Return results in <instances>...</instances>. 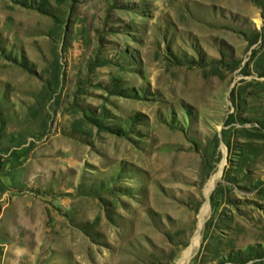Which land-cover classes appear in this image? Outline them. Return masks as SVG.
I'll return each mask as SVG.
<instances>
[{"label": "rangeland", "instance_id": "rangeland-1", "mask_svg": "<svg viewBox=\"0 0 264 264\" xmlns=\"http://www.w3.org/2000/svg\"><path fill=\"white\" fill-rule=\"evenodd\" d=\"M0 171L29 264H264V0H0Z\"/></svg>", "mask_w": 264, "mask_h": 264}, {"label": "crops", "instance_id": "crops-1", "mask_svg": "<svg viewBox=\"0 0 264 264\" xmlns=\"http://www.w3.org/2000/svg\"><path fill=\"white\" fill-rule=\"evenodd\" d=\"M9 184L0 171V264H29L37 239L33 234L24 235L22 229L24 221L30 218V211L27 210L29 215L25 219L19 214L17 203L13 201L15 197L8 196Z\"/></svg>", "mask_w": 264, "mask_h": 264}, {"label": "bare ground", "instance_id": "bare-ground-1", "mask_svg": "<svg viewBox=\"0 0 264 264\" xmlns=\"http://www.w3.org/2000/svg\"><path fill=\"white\" fill-rule=\"evenodd\" d=\"M216 181H217V177L213 180H211L207 185H206V191H209L212 187H213V185L216 183ZM200 226V225H199ZM199 228V227H198ZM197 239V238H196ZM193 240H195V238H193ZM192 240V241H193ZM197 241V240H196ZM193 243H195V242H193ZM194 245V244H193ZM193 247V246H192ZM191 250V249H190ZM185 254H187V252L185 253H183L182 255H181V257H180V260L178 261V263L177 264H184V262H185ZM189 254V253H188ZM188 256V255H187ZM186 256V257H187Z\"/></svg>", "mask_w": 264, "mask_h": 264}]
</instances>
